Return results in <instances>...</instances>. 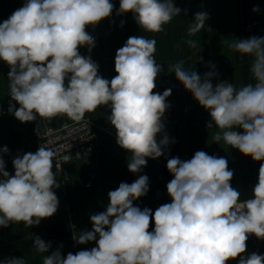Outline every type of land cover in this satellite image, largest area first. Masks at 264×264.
I'll use <instances>...</instances> for the list:
<instances>
[{"label":"clouds","instance_id":"9594fccd","mask_svg":"<svg viewBox=\"0 0 264 264\" xmlns=\"http://www.w3.org/2000/svg\"><path fill=\"white\" fill-rule=\"evenodd\" d=\"M252 11L260 9L256 6ZM114 12L116 16L131 13L139 28L149 33L162 32L174 17L188 15V9L177 7L174 0H119L118 9L111 0H24L22 7L0 22V61L10 69L8 114L21 123L58 116L80 123L86 113L106 106L116 144L130 154L127 168L138 177L108 192L105 210L90 215L91 230L77 235L76 226L69 225L78 245L95 242L94 247L64 256L62 243L52 250L51 241L32 235L36 251L47 253L43 264H264V255H246L250 236L264 240V37L254 35L230 45L242 57L252 58L254 83L239 88L229 81L214 84L217 72L212 63L202 75L185 70L183 62L169 68L209 113L206 128L217 129L211 136L213 143L223 140L261 162L251 197L241 201L225 157L199 150L191 159H167L172 179L166 191L171 202L153 212L134 201L149 192V177L140 174L148 158H167L175 143L163 120L172 90L154 92L163 65L154 59L156 40L142 35L130 36L117 49V75L109 80L99 74V65L90 55L96 38L86 29L105 19L114 23ZM193 18L189 36L204 29L210 17L198 11ZM124 24L121 20L120 27ZM188 44L196 47L192 40ZM82 47L89 55L80 53ZM6 155L11 156L7 145L0 147V227L38 226L59 207L54 189L60 186L53 171L57 153L45 145L34 153H17L12 157L14 174L6 170ZM62 160L68 163L72 155H63ZM55 167L63 172L58 163ZM0 264L26 261L5 257Z\"/></svg>","mask_w":264,"mask_h":264},{"label":"crops","instance_id":"0c3cea01","mask_svg":"<svg viewBox=\"0 0 264 264\" xmlns=\"http://www.w3.org/2000/svg\"><path fill=\"white\" fill-rule=\"evenodd\" d=\"M111 2L116 9L119 8V0ZM23 3L24 0H0V22L22 7ZM174 3L181 9H188V15L182 13L174 17L159 33L141 30L131 13L116 16L115 12L111 18L114 23L105 19L94 29H86L96 38V46L90 55L99 65V74L109 80L117 75L114 70L116 51L130 36L142 35L156 40L154 59L163 65V70L157 76L154 92L162 94L166 89L172 90L171 96L167 98L170 108L166 110L163 120L165 131L170 138H175V143L170 145L167 158H148L147 166L140 173L149 177V192L134 201V204L141 209L151 208L153 212L161 204L171 202L166 191V184L172 179L166 167L168 158L191 159L199 150L225 157L234 172L231 184L241 191L240 199L251 197V189L257 182L261 163L244 156L223 140L219 144L213 143L211 136L217 129L206 128V122L210 120L209 113L185 90L175 74L169 73V68L183 62L185 70H196L202 75L211 70L208 65L212 63L217 72L214 84L217 81H229L239 88L249 82L254 83L250 74L252 58L242 57L230 45L237 39L254 35L264 37V0H174ZM256 6L260 9L259 13L252 11ZM198 11L208 12L210 18L206 20L204 29L189 36L188 29L194 23L193 17ZM121 20L125 21L123 27H120ZM189 40L194 41L196 47H191ZM80 53L89 55L86 47L80 48ZM9 71V67L0 61V108L3 109L0 115V147H9L11 156L4 157L6 170L14 174L12 157L17 153H34L38 149L39 135L47 126H57L72 120L67 116L47 121L38 117L37 121L21 123L8 114ZM109 115L110 109L106 106L85 114V118H93L100 125V146L96 151L87 156L72 157L70 162L61 165L62 173L53 163L56 182L60 186L54 189L60 201L57 212L31 228L23 223L0 227V260L5 257H23L26 264H43V257L47 253L36 251L32 235H38L46 242L51 241L52 250L62 243L64 256L70 251L75 253L95 246V242L78 245L72 238L69 225L76 226L77 235L84 229L91 230L90 215L105 210L108 192L118 188L121 182L130 184L138 178L127 168V157L130 154L116 144L115 130L107 119ZM90 175H95L93 186L86 188L85 183ZM152 227L154 224L149 230ZM252 252L264 255V245L253 238L247 241L246 255ZM229 264L237 262L230 261Z\"/></svg>","mask_w":264,"mask_h":264},{"label":"built area","instance_id":"2783aa9c","mask_svg":"<svg viewBox=\"0 0 264 264\" xmlns=\"http://www.w3.org/2000/svg\"><path fill=\"white\" fill-rule=\"evenodd\" d=\"M100 125L93 118H84V121L77 123L74 121H64L60 125H49L39 135V145H45L53 149L57 156L54 157L53 163L61 166L65 162L62 160L63 155L79 157L87 156L96 151L100 146ZM95 175H90L86 188L93 186ZM245 199H241L243 201ZM255 239L264 245V240L257 239L254 235L249 239ZM248 241V240H247Z\"/></svg>","mask_w":264,"mask_h":264}]
</instances>
